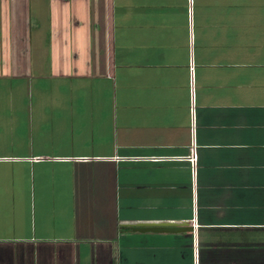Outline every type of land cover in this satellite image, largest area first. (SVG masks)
Instances as JSON below:
<instances>
[{"label":"crops","instance_id":"obj_1","mask_svg":"<svg viewBox=\"0 0 264 264\" xmlns=\"http://www.w3.org/2000/svg\"><path fill=\"white\" fill-rule=\"evenodd\" d=\"M0 264H264V0H0Z\"/></svg>","mask_w":264,"mask_h":264},{"label":"water","instance_id":"obj_2","mask_svg":"<svg viewBox=\"0 0 264 264\" xmlns=\"http://www.w3.org/2000/svg\"><path fill=\"white\" fill-rule=\"evenodd\" d=\"M137 226L143 228V230H146L147 228H151V227H163V226H166V225L140 224V225H137Z\"/></svg>","mask_w":264,"mask_h":264},{"label":"built area","instance_id":"obj_3","mask_svg":"<svg viewBox=\"0 0 264 264\" xmlns=\"http://www.w3.org/2000/svg\"><path fill=\"white\" fill-rule=\"evenodd\" d=\"M187 1H188V4L191 6L192 0H187ZM190 160H191L192 163H194V153H193V149H192V153H191Z\"/></svg>","mask_w":264,"mask_h":264}]
</instances>
